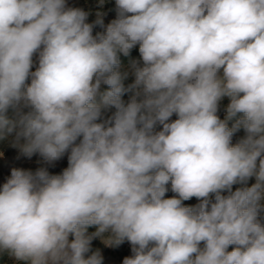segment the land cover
Masks as SVG:
<instances>
[{"label": "clouds", "instance_id": "obj_1", "mask_svg": "<svg viewBox=\"0 0 264 264\" xmlns=\"http://www.w3.org/2000/svg\"><path fill=\"white\" fill-rule=\"evenodd\" d=\"M87 18L67 0H0V139L68 158L57 175L12 169L0 251L103 264L85 256L101 237L131 245L123 264H264V0H116L95 35Z\"/></svg>", "mask_w": 264, "mask_h": 264}, {"label": "trees", "instance_id": "obj_2", "mask_svg": "<svg viewBox=\"0 0 264 264\" xmlns=\"http://www.w3.org/2000/svg\"><path fill=\"white\" fill-rule=\"evenodd\" d=\"M82 6L84 8V11H86V13H88V18L89 14H90V10L95 9L94 11H101V12H108L112 15H116V0H82ZM92 19H90L91 21ZM106 30V28L104 29H100V30H96L95 28H93V35L97 34V33H103ZM120 60H121V71L122 72H128V78L124 81L125 87H127L128 85L132 84L134 82V76L131 74L132 69H131V65L133 63V61L135 62H139L142 63L141 61V57H140V53H139V46H136L135 48L132 49L131 53L129 56L125 57L123 55L120 56ZM30 83V81H28ZM107 90V86L106 85H102L101 86V91H105ZM134 91H129L126 92L123 96V99L125 100V102H127L130 97L134 94ZM114 110V109H111ZM115 111V110H114ZM113 111V112H114ZM224 113V118L226 116V109L223 112ZM8 116L9 118H14V112L10 109L8 112ZM109 115L108 110L104 111L103 113V118H107ZM173 119V118H172ZM235 123V120L233 121H229V127L232 126V124ZM245 136V132L243 130V128H241L240 130H238L237 132L234 133L233 137H232V143L233 145H235L241 138H243ZM238 138V141H235V139ZM24 141L21 140L20 144H23ZM0 150H3L6 155L8 156L9 159H11L12 161H18V162H22V160H16L14 157L17 155H22L23 158H28L27 156L23 155L20 147L18 145H15V134H11L6 136L4 139H0ZM16 154V155H14ZM14 156V157H13ZM35 156V155H34ZM23 164V162L21 163ZM68 166V159L59 163V164H49V163H24V167H26L27 169H29L32 172L37 171L40 168H46L50 174H61L62 171L67 168ZM253 183H255V178H251L248 183L247 186H251ZM242 187V185H234L233 186V191H235L237 188ZM174 195V193H172L171 191H169L166 194V197H172ZM199 201L193 197L190 200L184 201L183 203L185 204V206H195ZM88 234L91 235L93 233L96 232V227H89L88 228ZM107 235V234H105ZM127 241L123 242L120 245H112V250L108 249L105 245V243L103 242V240L101 239V237H93L91 244H90V251L88 253L85 254V256H90L93 253L99 251V253L101 254V256L103 257V261L104 259L109 256V255H116L119 257V264H123V260L125 257H129L132 255L131 251L129 249H127ZM203 245H201L202 247ZM232 249V246H230L229 250ZM12 255L7 252V251H0V264H9V260L10 257ZM16 264H25V262L23 261H17Z\"/></svg>", "mask_w": 264, "mask_h": 264}, {"label": "rangeland", "instance_id": "obj_3", "mask_svg": "<svg viewBox=\"0 0 264 264\" xmlns=\"http://www.w3.org/2000/svg\"><path fill=\"white\" fill-rule=\"evenodd\" d=\"M67 5L69 7H73V8H80L82 10H84L83 6H82V0H67ZM90 10V14L89 17L87 18V22L91 23L94 25V28L96 30H100V29H104L108 26V24L111 23L112 20H114L116 18V15H112L108 12H101V11H94ZM86 12V11H85ZM90 19H92L90 21ZM97 21H102V23H97ZM34 61H37V57L34 56ZM33 70H35V67L33 68ZM114 110L109 109L108 113L109 115L112 114ZM239 139L236 138L235 141H238ZM16 155V154H14ZM35 155V156H34ZM31 158H23L22 155H17V156H13L16 160H22L23 164H21L22 162H18V161H12L11 159L8 158V156L6 155V153L3 150H0V186H2L3 183L6 182V180L10 177L11 175V171L13 168H20V169H24V170H29L26 167H24V163H47L46 161L43 160L42 157L39 156V154H34ZM67 154H65V156L63 158H61L58 161L53 162L52 164H59L65 160H67ZM71 239V237H70ZM104 242V241H103ZM106 245V244H105ZM106 247L110 250H112V246L106 245ZM127 249H129L131 251V245L129 243H127ZM132 253V252H131ZM17 260L15 259V257L12 255L10 257L9 260V264H16ZM103 264H119V257L116 255H109L107 256L104 261Z\"/></svg>", "mask_w": 264, "mask_h": 264}, {"label": "built area", "instance_id": "obj_4", "mask_svg": "<svg viewBox=\"0 0 264 264\" xmlns=\"http://www.w3.org/2000/svg\"><path fill=\"white\" fill-rule=\"evenodd\" d=\"M229 98L228 97H224L221 101H220V104H219V109H218V115L221 119H224V111L225 109L227 108V105L229 104ZM173 119H175L176 117L173 116L172 117Z\"/></svg>", "mask_w": 264, "mask_h": 264}]
</instances>
